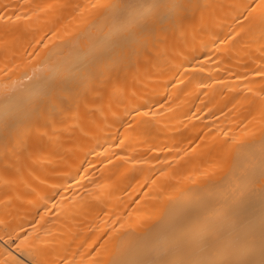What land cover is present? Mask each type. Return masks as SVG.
Segmentation results:
<instances>
[{"label": "bare ground", "instance_id": "1", "mask_svg": "<svg viewBox=\"0 0 264 264\" xmlns=\"http://www.w3.org/2000/svg\"><path fill=\"white\" fill-rule=\"evenodd\" d=\"M176 2L186 7L149 27L101 85L99 68L67 58L86 29L113 22L97 0H0V126L5 101L9 116L44 101L27 147L5 157L0 133V264L159 259L183 236L228 245L250 223L259 232L260 0ZM93 86L106 88L102 104L82 103Z\"/></svg>", "mask_w": 264, "mask_h": 264}, {"label": "snow or ice", "instance_id": "2", "mask_svg": "<svg viewBox=\"0 0 264 264\" xmlns=\"http://www.w3.org/2000/svg\"><path fill=\"white\" fill-rule=\"evenodd\" d=\"M92 7L99 12L101 18L111 15L113 22L101 28L96 35L90 34L86 29L85 33L79 37L87 41L86 46H70L67 58H77L88 68H99V73L94 75L99 84L103 85L104 81L101 78L106 72H111L113 67L128 55L135 53V46L140 43V36L149 27L154 30L157 24L163 25L169 18V14L186 6L178 4L176 0H136L134 4L129 5L97 0ZM258 7L261 8L262 16H264V0H260ZM3 18V13H0V19ZM60 71V64L54 65V81ZM255 75L264 80V68L255 70ZM91 91L96 95V100H87L85 96L81 102L102 104L106 88L93 86ZM47 95L51 96V91ZM56 100L59 102L61 112L70 111L66 107L67 100L63 95L57 94ZM5 103L6 114L0 126V133L3 135L4 153L7 157L9 150L14 152L28 146L33 130L31 116L34 113H40L44 101L30 102L26 109L15 116L7 114V102ZM260 115L261 120L264 121V111ZM260 132L262 141L260 164L264 169V128H261ZM0 183L6 184L9 180L6 176H0ZM259 186L261 207L258 233L255 224L250 223L243 235L236 242L228 245L222 244L221 237L217 233L187 235L181 237L167 252L160 253L159 259L110 261L109 264H264V171L261 173ZM21 244L39 252V243L31 240L27 235L23 237ZM257 247L259 259L254 258ZM16 264H23V262L17 260ZM28 264H47V262L36 255L34 260L28 261Z\"/></svg>", "mask_w": 264, "mask_h": 264}]
</instances>
